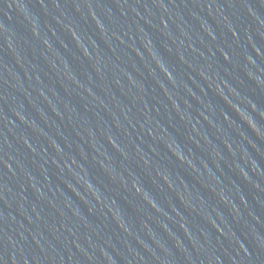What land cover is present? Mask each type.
<instances>
[{"label":"water","instance_id":"95a60500","mask_svg":"<svg viewBox=\"0 0 264 264\" xmlns=\"http://www.w3.org/2000/svg\"><path fill=\"white\" fill-rule=\"evenodd\" d=\"M0 264H264V0H0Z\"/></svg>","mask_w":264,"mask_h":264}]
</instances>
